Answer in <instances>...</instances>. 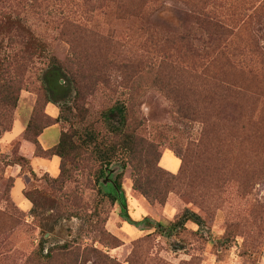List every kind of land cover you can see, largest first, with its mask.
Segmentation results:
<instances>
[{"label": "rangeland", "instance_id": "rangeland-1", "mask_svg": "<svg viewBox=\"0 0 264 264\" xmlns=\"http://www.w3.org/2000/svg\"><path fill=\"white\" fill-rule=\"evenodd\" d=\"M9 17H19L25 30ZM202 20L225 24L230 37ZM27 30L39 48L30 45ZM223 48L236 67L264 70L258 54L264 50V0H0V71L20 92L16 108L0 107V212L8 217L0 228V264H264V144L230 141L237 130L228 129L223 115L239 110L231 105L233 95L210 87L222 71L223 82L247 89L244 112L264 125V78H233L216 59ZM53 56L79 79L89 111L84 125L70 111L69 79L50 68ZM47 72L55 104L43 92ZM201 81L208 88L187 92ZM62 87L67 94H58ZM183 98L192 108L188 120L171 102ZM120 102L148 152L139 161L153 156L158 167L175 176L183 172L180 184L162 187L159 200L148 201L134 188L136 159L124 169L114 163L107 169L118 170L115 184L123 174L124 205L105 198L99 206V189L115 191L112 183L105 187L106 176L97 182L99 165L91 155L63 189L50 184L60 175V161L44 150L72 124L104 135L101 113ZM202 115L211 117L213 136L198 153ZM33 116L45 127L39 152L25 134ZM262 129L245 135H264ZM204 151L210 171L200 173ZM180 155L186 156L183 171ZM19 157L29 161L27 169L8 166ZM186 211L205 220V235L192 223L169 231ZM228 234L231 245L224 249ZM43 240L47 249L73 243L75 252L43 263L36 257ZM93 251L97 259L85 256Z\"/></svg>", "mask_w": 264, "mask_h": 264}, {"label": "trees", "instance_id": "trees-1", "mask_svg": "<svg viewBox=\"0 0 264 264\" xmlns=\"http://www.w3.org/2000/svg\"><path fill=\"white\" fill-rule=\"evenodd\" d=\"M206 18L209 17L206 16ZM9 20H15L14 22L17 23L19 27L22 28V30H25V26L23 25V22L19 19V17H9ZM199 20L201 21L200 17ZM202 21L204 23H208L207 25L211 26L216 33L223 35L225 39L230 37V30L225 24L219 21L217 22L215 20H211L213 23L211 21L208 22L206 20ZM28 32L30 34V39H28L30 45H32V42H34L35 46L39 48L41 45L40 41L34 37L31 31ZM258 54L260 56V59L264 60V50H261V52H259ZM216 59L220 62L221 60H224L226 62L227 67H230L226 70L231 73V76L233 78L243 77L245 79H248L246 81H249L254 78H264V70H257L248 66H242L240 68L236 67L231 61H229L231 58L229 57L227 49L225 48H223L216 54ZM50 66L51 69L59 72L62 76L69 79L71 86L69 88V93H73L74 95V101L70 111L72 113H75L78 122L84 125L88 119L89 111L86 109V106L83 103L84 92L82 86L80 85L78 77L67 65L59 61V59H57L55 56L50 59ZM221 73L222 71L217 72L215 80H211L210 87L212 85L217 87L220 85L223 91L229 92L231 95H233L235 101L231 105L239 110V112L236 114L226 113L225 115H223V120L227 125L228 129L237 130L236 132H232L230 134V141H239L240 146H246L249 142H251L252 145L264 144V135L252 137L254 138V140H252L251 137H247L245 135L247 131L252 130L258 132L263 130L262 128L264 127L260 118L259 120H256L255 117L249 116L246 111L244 112V110L246 109L245 97L246 93L248 94L247 89H244L243 87L235 83L234 80L228 79L229 82H223V78L225 77ZM47 74L48 72L44 74L42 78L43 92L47 101L49 103L55 104L56 102L54 101V96L57 93L54 91V89L51 88ZM203 79L205 78H202V81ZM202 81L200 84L191 83L189 88L187 89V92H190L193 89L200 90V88H208L209 85L202 83ZM185 85H187V83H185ZM175 88L178 89V86H175ZM58 92V94H67L68 89L66 90L64 87H62L61 90ZM19 94V90L10 82H8L3 76V73L0 71V107L16 108L20 99ZM186 100L187 99L183 98V100H171V102L177 108L179 114L184 119L188 120L190 119L188 116L191 114L192 108L191 106H189L188 102H180ZM202 116L204 122L206 123V126L201 141L198 145H195L198 153L202 151L201 146H203V144H206V142H209L208 138L210 139V136H213L211 134V126L208 123V120H210L211 117L206 115ZM101 122L103 125L102 130H106V133H104V135H102L103 132L99 129V131L93 130V127L89 129L88 125L86 129L80 130L79 128H76L74 124H72L68 131H64L61 133L59 143L56 146L44 150L48 156L58 158L60 161V175L56 179H48L50 184H55V186H57L58 188L63 189L65 184L72 180L73 172L80 167L85 155L93 156L95 162L99 165V170L96 175L97 182H100V180L103 179L105 176L107 177V175L109 174L107 168L113 165L114 163L121 164L122 168L124 169L129 163L133 162V160L136 159L137 165H135L134 188L138 192H140L148 201L153 202L159 200L158 198H160V195L155 193L156 191L158 192V190H160L162 187H168L173 184H180L181 177H183V172L178 174V176L173 175L171 172L158 167V165H156V162H154V158H152L153 156L149 159L141 158L139 161L138 155L141 153L148 152L142 151L140 144L141 142L139 140L136 129H131L129 126L130 113L129 108L125 103H116L111 108L104 110L101 113ZM44 130L45 127H43L33 116L31 121L28 123L25 134L27 140L36 146L37 151L39 150V138ZM149 155L150 154H148V156ZM199 155V157L201 158V162L197 164V167L200 173H207L210 170H207L209 160L205 157V151L204 153H201ZM180 157L182 159L180 171H183L186 163V156L180 155ZM10 165H19L23 169H27L30 164L26 158L19 157L8 164V166ZM122 176L123 174L120 173V175L118 176L117 183H112V186L115 191L114 193H112V191H110L109 189L107 193H105L102 189H99L98 194L101 197L99 201V206L104 203L105 198L110 199L112 203L120 202V197L122 196ZM121 202L122 203L120 204L123 206L124 201L121 200ZM98 209L99 207H97L95 212L97 216H99ZM7 218V214L0 212V228L1 225L6 222ZM187 223H192L196 225L198 227V232L203 233L205 235V229L207 227L205 220L198 214L190 211H186L182 215L180 220L176 222L169 231L178 232L180 228H185V225ZM157 228L163 231L165 230L162 225H158ZM1 230L5 231V229ZM231 239V234H228L225 237L224 241L222 242V244H224V249H228L230 247L231 244L229 242H231ZM73 247V243L67 242L66 244L58 245L57 247H51L50 249H47L46 243L43 240L38 246V249L36 251V257L43 263H51L56 261L57 257L65 258L66 256L73 254L75 252L73 250ZM93 252L94 253L87 252L85 256H92V258L97 259L99 257L97 255L99 252ZM78 258H80V255H78Z\"/></svg>", "mask_w": 264, "mask_h": 264}, {"label": "water", "instance_id": "water-1", "mask_svg": "<svg viewBox=\"0 0 264 264\" xmlns=\"http://www.w3.org/2000/svg\"><path fill=\"white\" fill-rule=\"evenodd\" d=\"M117 171H118L117 169H113V170H110V171H109L110 173H109V174L107 175V177L103 180V183H104L105 187L107 186V184H109V183H113L112 180H111V177H112ZM121 200H122V196L120 197V203H122Z\"/></svg>", "mask_w": 264, "mask_h": 264}]
</instances>
